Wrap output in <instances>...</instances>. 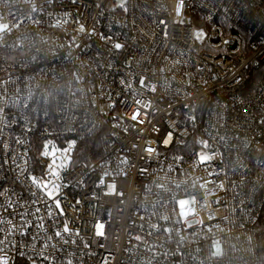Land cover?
<instances>
[{"label": "built area", "instance_id": "1", "mask_svg": "<svg viewBox=\"0 0 264 264\" xmlns=\"http://www.w3.org/2000/svg\"><path fill=\"white\" fill-rule=\"evenodd\" d=\"M263 222L264 0H0V264H263Z\"/></svg>", "mask_w": 264, "mask_h": 264}, {"label": "trees", "instance_id": "2", "mask_svg": "<svg viewBox=\"0 0 264 264\" xmlns=\"http://www.w3.org/2000/svg\"><path fill=\"white\" fill-rule=\"evenodd\" d=\"M253 90L258 87V82L253 81L251 78L247 83ZM79 161L84 160L86 162H92L100 155V143L99 138L95 137L90 139L80 146L78 153L76 154ZM259 252L264 264V222L260 224L257 232Z\"/></svg>", "mask_w": 264, "mask_h": 264}, {"label": "snow or ice", "instance_id": "3", "mask_svg": "<svg viewBox=\"0 0 264 264\" xmlns=\"http://www.w3.org/2000/svg\"><path fill=\"white\" fill-rule=\"evenodd\" d=\"M26 215V214H25Z\"/></svg>", "mask_w": 264, "mask_h": 264}]
</instances>
